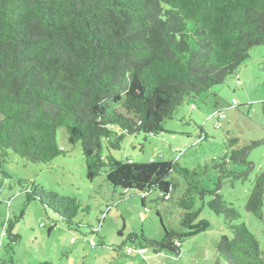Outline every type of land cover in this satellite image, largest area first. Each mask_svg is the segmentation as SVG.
Segmentation results:
<instances>
[{
  "label": "trees",
  "instance_id": "obj_1",
  "mask_svg": "<svg viewBox=\"0 0 264 264\" xmlns=\"http://www.w3.org/2000/svg\"><path fill=\"white\" fill-rule=\"evenodd\" d=\"M258 45H264V0H0V174L12 179L2 169L12 154L41 164L64 154L57 140L63 127L69 143L81 144L88 179L104 172L107 183L122 194L134 190L144 202L153 190L166 200L176 175L186 184L178 204L188 234L205 227L195 221L194 195L202 203L209 196L207 207L223 216L230 231L220 237L218 254L227 264H264L256 236L236 222L238 208L219 192L222 179L249 177L254 165L247 155L264 140L232 148L238 139L230 138L228 159L245 169L228 170L225 156L213 159V189L198 180L206 167L174 160L136 163L110 152L125 135L165 131L163 122L185 97L237 79L239 66ZM15 182L24 188L26 203L38 201L67 226L76 224L78 198L24 179ZM263 198L264 169L253 178L244 210L261 219ZM12 228L8 221L9 249L19 239ZM127 239L155 253L178 254L182 235L164 227L161 240L142 232Z\"/></svg>",
  "mask_w": 264,
  "mask_h": 264
},
{
  "label": "rangeland",
  "instance_id": "obj_2",
  "mask_svg": "<svg viewBox=\"0 0 264 264\" xmlns=\"http://www.w3.org/2000/svg\"><path fill=\"white\" fill-rule=\"evenodd\" d=\"M238 81L231 76L194 98L185 97L171 118L163 122V132L144 137L125 135L113 157L136 163L174 160L187 168H203L198 177L201 185L213 189L218 173L212 160H227V169L240 172L241 164L229 161L230 138L238 142L232 148L264 140V45L251 48L249 57L238 68ZM59 146L65 153L47 164L31 163L10 155L2 163L11 180L0 174V264H227L216 250L222 235L230 236L222 215L209 210L194 195L193 209L199 210L197 223L203 230L188 234L180 223L184 211L178 204L186 184L173 175L176 186L164 201L153 190L141 195L107 183L105 173L94 179L86 176L84 155L79 141L71 144L65 128L57 130ZM104 152L106 150L104 149ZM247 160L254 165L246 180L222 179L219 190L226 202L240 212L237 223L244 222L256 236L264 255V198L261 219L244 210V204L256 172L264 169V143L252 147ZM17 179L35 183L47 192L67 195L81 201L74 217L75 225L67 226L53 211L38 201L26 203L24 188ZM159 199V200H158ZM88 206V211L83 207ZM12 221V232L19 236L11 243L4 230ZM53 227L49 230V227ZM164 227L182 235L178 254L139 251L128 241L130 233L161 240ZM130 250V251H129Z\"/></svg>",
  "mask_w": 264,
  "mask_h": 264
},
{
  "label": "built area",
  "instance_id": "obj_3",
  "mask_svg": "<svg viewBox=\"0 0 264 264\" xmlns=\"http://www.w3.org/2000/svg\"><path fill=\"white\" fill-rule=\"evenodd\" d=\"M129 251H130V250H129ZM139 251L142 253V252L145 251V249H144V248H139Z\"/></svg>",
  "mask_w": 264,
  "mask_h": 264
},
{
  "label": "crops",
  "instance_id": "obj_4",
  "mask_svg": "<svg viewBox=\"0 0 264 264\" xmlns=\"http://www.w3.org/2000/svg\"><path fill=\"white\" fill-rule=\"evenodd\" d=\"M238 78V77H237ZM238 81V80H237Z\"/></svg>",
  "mask_w": 264,
  "mask_h": 264
}]
</instances>
